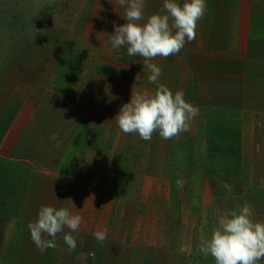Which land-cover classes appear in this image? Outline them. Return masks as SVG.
Wrapping results in <instances>:
<instances>
[{
  "label": "rangeland",
  "instance_id": "1",
  "mask_svg": "<svg viewBox=\"0 0 264 264\" xmlns=\"http://www.w3.org/2000/svg\"><path fill=\"white\" fill-rule=\"evenodd\" d=\"M123 15L114 0H0V158L8 147L28 157L54 179L53 197L75 183L77 194H99L126 249L116 261L215 264L197 251L200 238L245 202L264 221V192L243 190L236 152L215 137L120 132L113 119L132 91H155L135 80L138 56L111 46Z\"/></svg>",
  "mask_w": 264,
  "mask_h": 264
},
{
  "label": "crops",
  "instance_id": "2",
  "mask_svg": "<svg viewBox=\"0 0 264 264\" xmlns=\"http://www.w3.org/2000/svg\"><path fill=\"white\" fill-rule=\"evenodd\" d=\"M163 2L145 0V17L161 13ZM206 5L196 39L179 54L151 62L161 68L158 83L173 93L183 90L185 100L200 109L182 136L215 137L222 152L235 151L243 190L258 194L264 192V0H206ZM137 63L141 84L155 90L143 58L138 56ZM8 148L0 158V264H128L122 257L114 259L126 249L123 243L116 245L117 227L107 223L113 210L102 208L99 194H77L75 183L71 195L53 197L54 179L34 171L28 157ZM53 203L83 217L78 232L72 233L77 248L71 253L63 242L67 229L58 234L55 249L41 252L31 242L28 223L42 206ZM103 230L107 239L99 243L94 233Z\"/></svg>",
  "mask_w": 264,
  "mask_h": 264
},
{
  "label": "clouds",
  "instance_id": "3",
  "mask_svg": "<svg viewBox=\"0 0 264 264\" xmlns=\"http://www.w3.org/2000/svg\"><path fill=\"white\" fill-rule=\"evenodd\" d=\"M108 2L113 3V0ZM115 3L124 8L125 23L113 25L114 34L109 35L111 46L117 50L126 48L130 57H142L150 72L147 80L156 88L152 94L132 91L130 101L120 107L113 121L120 132L136 134L143 141H150L154 133L163 140L174 139L190 130L200 109L185 100L183 90L173 93L158 83L161 68L151 61L179 54L187 43L196 39L198 21L206 12V0H183L182 4L164 0L161 13L147 18L145 0H115ZM135 80L141 81L139 73ZM184 183L183 179L176 180L179 189H183ZM253 216L254 211L247 202L220 213L210 236L200 238L197 251L205 258L211 256L215 264H261L264 261V221H256ZM83 222L81 215L73 214L68 208L42 206L27 228L31 242L41 252L55 249L58 234L67 229L63 242L71 253L77 248V237L72 233L78 232ZM94 237L103 243L107 230L95 232Z\"/></svg>",
  "mask_w": 264,
  "mask_h": 264
}]
</instances>
